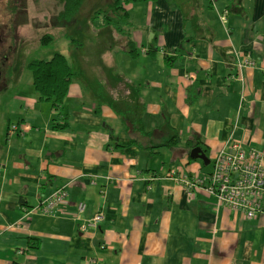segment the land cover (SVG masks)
I'll return each mask as SVG.
<instances>
[{"label": "crops", "instance_id": "1", "mask_svg": "<svg viewBox=\"0 0 264 264\" xmlns=\"http://www.w3.org/2000/svg\"><path fill=\"white\" fill-rule=\"evenodd\" d=\"M126 8L137 56L100 29L60 108L18 91L17 120L0 123V264H264V216L189 198L169 178L208 174L233 145L264 157V0ZM58 188L53 215L31 211Z\"/></svg>", "mask_w": 264, "mask_h": 264}, {"label": "rangeland", "instance_id": "2", "mask_svg": "<svg viewBox=\"0 0 264 264\" xmlns=\"http://www.w3.org/2000/svg\"><path fill=\"white\" fill-rule=\"evenodd\" d=\"M8 3L9 11L13 14L12 20L15 21L18 17V36L23 44L20 49L21 59L13 64L12 70L0 86L2 89L0 90V123L2 121L5 123L8 117L11 121L17 120V112L22 106L21 101L15 98L18 91L31 93L34 91L31 73L26 68L29 61L37 59L47 61L55 54H61L66 57L72 70L75 73L78 71L81 65L79 59H85L82 53L93 43L91 39L96 38V33L100 30L94 25H101L102 16L100 15L93 25L91 18L98 9L104 10L111 4V0H85L77 14L69 21L59 17L62 12V0H10ZM103 28L106 27L101 29ZM128 30L131 31V28L129 27ZM46 35H52V41L42 46L40 40ZM111 36L115 40H126L114 30ZM72 40L75 42L73 43ZM82 47L84 48L81 50ZM117 47L116 42L107 46L115 52L120 50L116 49ZM204 168L210 167L208 165Z\"/></svg>", "mask_w": 264, "mask_h": 264}, {"label": "built area", "instance_id": "3", "mask_svg": "<svg viewBox=\"0 0 264 264\" xmlns=\"http://www.w3.org/2000/svg\"><path fill=\"white\" fill-rule=\"evenodd\" d=\"M252 65V61L246 58L243 63L238 64V68ZM233 148L232 154L218 153L215 156L208 174L189 176L179 173L169 178L189 198L203 191L214 198L217 208L224 207L241 213L246 220L264 216V157L254 149L244 152L238 150L237 145H233ZM65 198L64 188H58L41 199L39 205L31 211L49 217L63 205ZM75 209V214L80 216L85 211L86 204L77 202ZM102 219V213L98 212L87 226L95 228ZM9 228H15V225H10Z\"/></svg>", "mask_w": 264, "mask_h": 264}, {"label": "trees", "instance_id": "4", "mask_svg": "<svg viewBox=\"0 0 264 264\" xmlns=\"http://www.w3.org/2000/svg\"><path fill=\"white\" fill-rule=\"evenodd\" d=\"M62 12L60 19L69 21L77 14L85 0H62ZM153 0H111V4L102 10L98 9L94 12L91 18L92 25L95 24L102 16L101 25L94 27L101 29L102 27L109 28L124 37L127 42L128 54L130 56H137V50L134 42L131 39L130 31L128 30L130 22V14L126 8L128 4H138L150 2ZM52 41V35H46L41 38L40 44L42 46L48 45ZM74 43L75 41L72 40ZM149 51L154 52L150 47ZM167 61L168 58L165 57ZM26 68L31 73L32 86L40 101L49 102L55 109L60 108L68 94L69 86L71 85L73 77L76 73L72 70L65 56L55 54L51 59L45 60H31L27 63ZM67 125L64 123L62 127L54 126L53 129H63ZM179 138L173 136L168 143V146L178 144ZM133 143V142H132ZM160 148L157 146L155 149ZM32 249H37L39 242L36 239H29Z\"/></svg>", "mask_w": 264, "mask_h": 264}, {"label": "flooded vegetation", "instance_id": "5", "mask_svg": "<svg viewBox=\"0 0 264 264\" xmlns=\"http://www.w3.org/2000/svg\"><path fill=\"white\" fill-rule=\"evenodd\" d=\"M10 0H0V86L13 64L21 59V46L23 41L19 39L18 17L12 20V12L9 11ZM0 90L1 87H0Z\"/></svg>", "mask_w": 264, "mask_h": 264}, {"label": "water", "instance_id": "6", "mask_svg": "<svg viewBox=\"0 0 264 264\" xmlns=\"http://www.w3.org/2000/svg\"><path fill=\"white\" fill-rule=\"evenodd\" d=\"M190 159L192 160H200L204 164V166L209 165L210 161L206 158L204 153L199 148H193L190 152Z\"/></svg>", "mask_w": 264, "mask_h": 264}]
</instances>
